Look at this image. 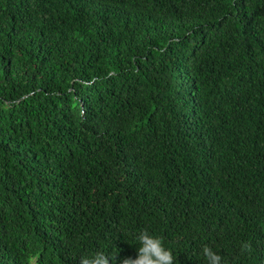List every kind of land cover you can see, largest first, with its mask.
<instances>
[{"label":"trees","instance_id":"1","mask_svg":"<svg viewBox=\"0 0 264 264\" xmlns=\"http://www.w3.org/2000/svg\"><path fill=\"white\" fill-rule=\"evenodd\" d=\"M141 231L264 264V0H0V264Z\"/></svg>","mask_w":264,"mask_h":264},{"label":"clouds","instance_id":"2","mask_svg":"<svg viewBox=\"0 0 264 264\" xmlns=\"http://www.w3.org/2000/svg\"><path fill=\"white\" fill-rule=\"evenodd\" d=\"M138 241L137 256L135 258H123L119 264H173L172 252L165 248L158 237L150 235L147 231H141L136 237ZM203 255L207 264H222V258L209 247L203 248ZM30 264H35V257H30ZM117 264L116 259L110 258L104 252L97 251L83 256L80 264Z\"/></svg>","mask_w":264,"mask_h":264}]
</instances>
